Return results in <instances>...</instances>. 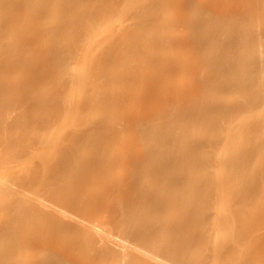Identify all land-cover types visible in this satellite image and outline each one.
<instances>
[{
	"label": "bare ground",
	"instance_id": "1",
	"mask_svg": "<svg viewBox=\"0 0 264 264\" xmlns=\"http://www.w3.org/2000/svg\"><path fill=\"white\" fill-rule=\"evenodd\" d=\"M0 264H264V0H0Z\"/></svg>",
	"mask_w": 264,
	"mask_h": 264
},
{
	"label": "rangeland",
	"instance_id": "2",
	"mask_svg": "<svg viewBox=\"0 0 264 264\" xmlns=\"http://www.w3.org/2000/svg\"><path fill=\"white\" fill-rule=\"evenodd\" d=\"M96 32H97V31H95V30L92 31V32H91V35H92V36L96 35ZM232 95L235 96V97L238 96V94H237L236 92H234ZM233 98H234V97H233Z\"/></svg>",
	"mask_w": 264,
	"mask_h": 264
}]
</instances>
